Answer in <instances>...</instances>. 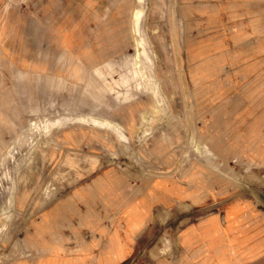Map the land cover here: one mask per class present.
<instances>
[{
	"label": "rangeland",
	"instance_id": "374dc122",
	"mask_svg": "<svg viewBox=\"0 0 264 264\" xmlns=\"http://www.w3.org/2000/svg\"><path fill=\"white\" fill-rule=\"evenodd\" d=\"M207 8L205 0H0V264L29 254L24 232L40 209L109 163L159 179L195 164L200 185L218 173L231 187L220 202L250 200L264 217V162L220 156L198 139L197 95L210 91L200 83L215 73L200 52ZM47 47L51 58L66 48V60L47 64ZM233 146L224 152L241 150ZM187 208L178 203L171 220L184 223ZM170 214L157 211V222ZM31 224L27 241L51 248L45 220ZM171 248L163 230L149 252Z\"/></svg>",
	"mask_w": 264,
	"mask_h": 264
},
{
	"label": "crops",
	"instance_id": "0c3cea01",
	"mask_svg": "<svg viewBox=\"0 0 264 264\" xmlns=\"http://www.w3.org/2000/svg\"><path fill=\"white\" fill-rule=\"evenodd\" d=\"M205 1L209 32L200 48L207 59L202 68L215 73L200 83L210 91L197 95L198 139L200 134V142L220 156L264 162V60L251 56L264 54V0ZM67 51L51 58L47 47L45 62H64ZM214 54L218 60L212 62ZM230 143L241 150L225 153ZM194 166L181 178L159 179L149 173L131 177L107 164L40 209L24 232L29 254L5 264H264V217L257 206L238 198L220 202L231 189L225 178L208 173L206 186L200 185ZM178 203L188 206L184 223L171 220ZM162 208L171 214L159 223ZM37 215L45 220L42 236L51 248L27 241ZM163 230L171 251L152 256L149 249Z\"/></svg>",
	"mask_w": 264,
	"mask_h": 264
},
{
	"label": "bare ground",
	"instance_id": "6f19581e",
	"mask_svg": "<svg viewBox=\"0 0 264 264\" xmlns=\"http://www.w3.org/2000/svg\"><path fill=\"white\" fill-rule=\"evenodd\" d=\"M138 43H142V40L139 41ZM134 58H135V64H136V65H138V64L141 63L142 56H141V53H140V52L136 53V55L134 56ZM131 76H132V75H131ZM152 110H153V109H152ZM100 117H101V116H100ZM95 120H97V117L95 118ZM45 128H47V127H45Z\"/></svg>",
	"mask_w": 264,
	"mask_h": 264
}]
</instances>
